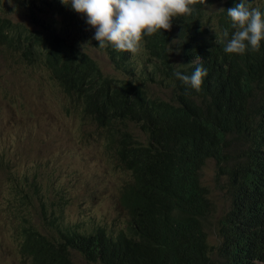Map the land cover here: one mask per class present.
I'll return each mask as SVG.
<instances>
[{"label":"trees","instance_id":"16d2710c","mask_svg":"<svg viewBox=\"0 0 264 264\" xmlns=\"http://www.w3.org/2000/svg\"><path fill=\"white\" fill-rule=\"evenodd\" d=\"M213 2L197 3L190 15L179 16L177 30L146 36L140 61L129 52L107 48L125 77L107 74L106 144L130 177L118 197L125 223L115 233L106 231V264H264V141L250 144L245 134L257 123L264 127V41L259 51L249 47L244 54L225 53L234 31L225 13L240 0L223 2L212 34L202 17ZM246 2L264 12V1ZM42 3L61 17L59 25L54 21L32 29L0 15V44L42 68L77 101L72 107L80 108L82 123L88 119L105 133V73L82 51L79 39L63 30L76 25L80 33L86 15L75 12L70 2ZM225 32L228 37H222ZM214 36L220 38L215 41ZM197 65L207 70L200 91L174 75H191ZM153 85L164 86L153 91ZM169 87L166 98L161 90ZM2 101L9 110L18 108L6 98ZM27 121L31 140L40 119L31 115ZM22 132L13 134L17 138ZM42 132L47 134L48 127ZM30 151L20 145L0 151L8 221L25 220L17 225L18 253L26 264H77L70 253L74 249L89 264H105V227L85 232L66 222L64 190L54 179L38 195L39 164L34 171L16 170ZM209 158L215 160L216 182L225 176L221 186L229 201L217 221L214 251H209L201 224L211 211L200 177ZM19 181L30 186L24 190Z\"/></svg>","mask_w":264,"mask_h":264},{"label":"rangeland","instance_id":"374dc122","mask_svg":"<svg viewBox=\"0 0 264 264\" xmlns=\"http://www.w3.org/2000/svg\"><path fill=\"white\" fill-rule=\"evenodd\" d=\"M224 1L214 0L204 10L202 21L212 34L216 30L218 12ZM36 2L33 4L29 1L24 5L16 0H0V15L23 22L32 29L47 26L54 21L58 24L61 17L42 3L43 0ZM86 20L87 17L78 34L76 25H69L63 30L69 36L79 39L82 51L89 54L105 73V48L99 47L98 41L94 39L95 29ZM219 38L214 36L215 41ZM0 49V134L10 133L0 138V151L14 149L17 145L29 147L31 151L24 155L25 160L17 165L16 170L34 171L40 165L42 179L37 182L40 188L38 195L42 193V186L48 188L50 180L54 179L57 187L64 190L67 201L64 208L66 222L79 225L85 232H91L97 226L105 227V133L86 118V122L82 123L80 108L72 107L78 106L77 101L65 94L42 68L31 66L1 44ZM131 57L135 61L144 57V42L142 50L136 55L131 54ZM107 74L115 78L125 77L124 73L114 67L108 53ZM163 86L153 85L152 90L158 91ZM161 92L166 98L170 97V87L163 88ZM5 98L19 108L9 110L5 101H2ZM30 112L34 119H40L31 140L27 138V114ZM42 127H48L47 134H43ZM131 129L144 139L137 127L132 126ZM14 131L23 132L15 138ZM110 148L106 144V231L115 233L126 220L118 197L130 173L120 166L115 152ZM216 176L215 160L209 158L200 172L201 183L207 189L211 203V211L201 218L209 251H214L219 243L217 221L228 208L229 202L225 188L221 186L225 176L222 175L219 183L216 182ZM3 178L5 173L0 170V179ZM18 186L27 190L30 184L19 181ZM6 198L7 191L0 188V264H26L24 261L27 260L17 251V225L25 224V220L8 221L6 207L10 203L6 205ZM38 228L45 232L39 222ZM70 253L75 263L89 264L78 251L72 249Z\"/></svg>","mask_w":264,"mask_h":264},{"label":"clouds","instance_id":"9594fccd","mask_svg":"<svg viewBox=\"0 0 264 264\" xmlns=\"http://www.w3.org/2000/svg\"><path fill=\"white\" fill-rule=\"evenodd\" d=\"M60 2L65 5L70 2L75 12L86 15L87 24L95 29L94 39L98 41L100 48L111 46L118 52L136 55L142 50L146 36H152L162 30H177L179 27L177 18L190 15L195 4L202 5L206 0H60ZM225 15L234 29L224 47L225 53L244 54L249 47L252 51H259L261 41H264V12L259 7H251L246 0H240L234 7L227 9ZM222 37H228V33H223ZM196 57L195 61H201L200 56ZM174 75L183 84L200 91L207 70L197 65L191 75L182 74L180 71H176ZM31 115L32 112L27 114ZM245 134L250 144L254 145L256 139L264 141V127L259 123L254 129H248Z\"/></svg>","mask_w":264,"mask_h":264}]
</instances>
